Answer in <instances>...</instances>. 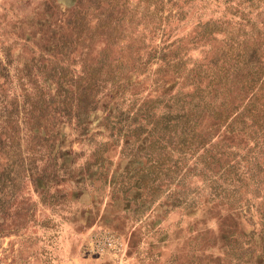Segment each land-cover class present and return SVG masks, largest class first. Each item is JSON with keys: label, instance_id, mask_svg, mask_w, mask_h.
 Listing matches in <instances>:
<instances>
[{"label": "rangeland", "instance_id": "374dc122", "mask_svg": "<svg viewBox=\"0 0 264 264\" xmlns=\"http://www.w3.org/2000/svg\"><path fill=\"white\" fill-rule=\"evenodd\" d=\"M230 34L264 74V0H0V264H264L261 140L255 153L251 139L212 136L244 174L222 198L211 188L225 186L224 169L155 145L140 116L118 130L105 120L189 92L167 61L204 72ZM97 58L123 74L77 118L57 78L68 70L75 97Z\"/></svg>", "mask_w": 264, "mask_h": 264}, {"label": "trees", "instance_id": "16d2710c", "mask_svg": "<svg viewBox=\"0 0 264 264\" xmlns=\"http://www.w3.org/2000/svg\"><path fill=\"white\" fill-rule=\"evenodd\" d=\"M252 30L253 33L250 34ZM252 30L246 38L250 46L245 47V50H250L254 55L258 33L253 28ZM231 36L230 34V37H226L229 42L225 52L214 54L213 60L206 66L204 72L198 64L186 68L185 61L180 59L171 58L167 61L166 67L170 70L167 75L189 80V84L192 85L189 92L178 91L167 94V97L160 94L159 97L164 99L150 98L136 109H131L130 113L121 109L105 119L111 129H116L124 120L129 118L135 120L140 116L144 122L142 124L138 122V126L143 128L148 136H152L155 145L164 147L169 142L171 149L180 154L179 157H183L182 155L189 151H195L210 175L215 172H212L214 166H218L217 169L220 167L224 169L226 176L222 178V182L225 186L217 185L211 188L213 195L216 197L220 195L222 198H227L230 192H236L242 186L244 174L243 169L239 167V171L234 169L239 162L230 163L227 159L230 155L228 142H225L227 138L217 137L216 142L211 144L212 136L216 131L218 136L225 133L234 135L232 139H235L236 148L240 147L241 138L251 139L254 143L253 151L257 149L258 141L264 143L262 62L252 55L238 53L237 49L243 47H239L237 40L231 39ZM95 61L97 65H92L91 70L78 77L83 83L81 88L78 87L80 84L78 85L77 80L75 81L73 86L75 97H71V91L65 86L73 85L69 83L71 79L68 80V70L57 78V86L61 91L58 103L63 106L64 111L71 112L73 108L77 118L85 112L86 100L92 96L91 92L96 87H103L105 83L113 82L123 74L118 65L104 64L100 58ZM73 98L74 107L71 101ZM156 108L160 110L158 115L154 112ZM258 151L257 149L255 153ZM242 160H245V157H242Z\"/></svg>", "mask_w": 264, "mask_h": 264}]
</instances>
